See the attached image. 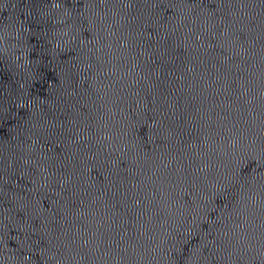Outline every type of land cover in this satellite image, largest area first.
<instances>
[{
	"label": "water",
	"instance_id": "95a60500",
	"mask_svg": "<svg viewBox=\"0 0 264 264\" xmlns=\"http://www.w3.org/2000/svg\"><path fill=\"white\" fill-rule=\"evenodd\" d=\"M0 264H264V0H0Z\"/></svg>",
	"mask_w": 264,
	"mask_h": 264
}]
</instances>
